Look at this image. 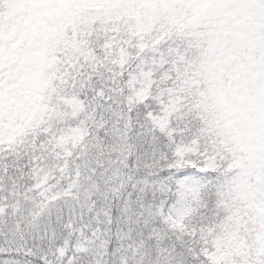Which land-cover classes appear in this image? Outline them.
Here are the masks:
<instances>
[{
    "label": "snow or ice",
    "instance_id": "obj_1",
    "mask_svg": "<svg viewBox=\"0 0 264 264\" xmlns=\"http://www.w3.org/2000/svg\"><path fill=\"white\" fill-rule=\"evenodd\" d=\"M0 264H264V0H0Z\"/></svg>",
    "mask_w": 264,
    "mask_h": 264
}]
</instances>
